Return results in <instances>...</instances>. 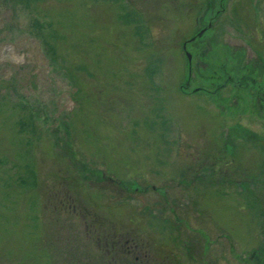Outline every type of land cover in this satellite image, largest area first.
<instances>
[{"label":"rangeland","instance_id":"obj_1","mask_svg":"<svg viewBox=\"0 0 264 264\" xmlns=\"http://www.w3.org/2000/svg\"><path fill=\"white\" fill-rule=\"evenodd\" d=\"M224 67L264 98V0H0V264H264V108Z\"/></svg>","mask_w":264,"mask_h":264},{"label":"flooded vegetation","instance_id":"obj_2","mask_svg":"<svg viewBox=\"0 0 264 264\" xmlns=\"http://www.w3.org/2000/svg\"><path fill=\"white\" fill-rule=\"evenodd\" d=\"M207 5H209V3H207ZM211 25H212V22L210 21L207 24V26L202 28V30H203L202 36L207 32L208 29H210ZM213 72L215 73V75H212V76L210 75L211 79L209 82V84H210V86H209L210 90L208 91L209 94L213 95V94L217 93L218 90L223 88L225 85L232 83V85H235L238 88L237 90H238L239 94H240V91L249 93V97L252 99V102L254 101L253 104H254V107L257 111H260L264 108L263 105H261L262 104L261 102L264 101V98H260L261 94L252 92L251 87L248 88V86H247V85L252 84V83L256 85V83H257V82H255V77L252 74H251V76L250 75L248 76V74H246L247 72H245V73H241L240 75H238V74L233 73V71H228V69L225 67L221 69L220 74L215 69ZM214 76L216 78H214ZM189 86L190 85L188 84V86H185V87H189ZM253 104H251V107H253ZM119 240H121L120 237H119ZM143 251H144L143 256L146 259V261L149 263L150 259L147 258L148 257V250H143ZM154 258H155V260H158V261L161 260L160 263L163 262L166 264H170V262H171V257H169L168 255H164L163 251H160V252L157 251L156 254H154V255L152 254L151 259L153 260Z\"/></svg>","mask_w":264,"mask_h":264},{"label":"water","instance_id":"obj_3","mask_svg":"<svg viewBox=\"0 0 264 264\" xmlns=\"http://www.w3.org/2000/svg\"><path fill=\"white\" fill-rule=\"evenodd\" d=\"M202 33H203V30L202 29L199 30L198 36H200ZM194 38L195 37H190L189 40L185 41L184 44H183V48L185 49L186 48V45L189 43V41L193 40ZM185 53H186V57H187V62L189 64V67H188V73H189L190 72V67H191V64H190L191 53H188V51H185Z\"/></svg>","mask_w":264,"mask_h":264},{"label":"trees","instance_id":"obj_4","mask_svg":"<svg viewBox=\"0 0 264 264\" xmlns=\"http://www.w3.org/2000/svg\"><path fill=\"white\" fill-rule=\"evenodd\" d=\"M190 73H191V70H190ZM189 76H190V74H189ZM188 81H189V77H188ZM199 90H201V88H199ZM97 223H99V222H97ZM159 262H161V261L159 260ZM161 264H164V263L162 262Z\"/></svg>","mask_w":264,"mask_h":264}]
</instances>
